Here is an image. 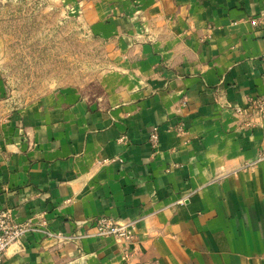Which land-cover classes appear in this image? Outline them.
Returning a JSON list of instances; mask_svg holds the SVG:
<instances>
[{"label":"crops","instance_id":"0c3cea01","mask_svg":"<svg viewBox=\"0 0 264 264\" xmlns=\"http://www.w3.org/2000/svg\"><path fill=\"white\" fill-rule=\"evenodd\" d=\"M61 1L115 54L19 105L0 64V212L36 228L4 264H264V0Z\"/></svg>","mask_w":264,"mask_h":264},{"label":"rangeland","instance_id":"374dc122","mask_svg":"<svg viewBox=\"0 0 264 264\" xmlns=\"http://www.w3.org/2000/svg\"><path fill=\"white\" fill-rule=\"evenodd\" d=\"M88 23L61 0H0V64L16 105L69 87L103 94L115 52Z\"/></svg>","mask_w":264,"mask_h":264},{"label":"built area","instance_id":"2783aa9c","mask_svg":"<svg viewBox=\"0 0 264 264\" xmlns=\"http://www.w3.org/2000/svg\"><path fill=\"white\" fill-rule=\"evenodd\" d=\"M256 25V22L253 23ZM257 105L259 112H264V97L253 100L252 105ZM240 114L244 113V109H237ZM122 141V140H121ZM149 142L151 148L155 151L159 146L158 128H153ZM258 161H264V149L261 150ZM94 228L101 238H112L121 245L124 257L129 251L131 243V226L123 224L111 217H99L95 220ZM32 221L18 223L15 221L10 210H2L0 212V264H4L3 257L6 251L12 246H17L18 250H23L22 239L31 230H35Z\"/></svg>","mask_w":264,"mask_h":264}]
</instances>
